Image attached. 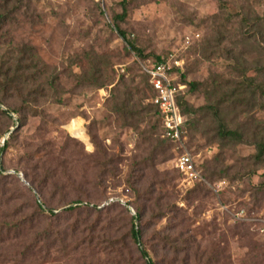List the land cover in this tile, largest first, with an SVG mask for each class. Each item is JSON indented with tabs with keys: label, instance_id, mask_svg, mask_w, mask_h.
Here are the masks:
<instances>
[{
	"label": "rangeland",
	"instance_id": "rangeland-1",
	"mask_svg": "<svg viewBox=\"0 0 264 264\" xmlns=\"http://www.w3.org/2000/svg\"><path fill=\"white\" fill-rule=\"evenodd\" d=\"M225 2L230 11L218 0H0V264H116L115 255L119 264H264L254 256L264 250V159L254 145L264 141V108L249 93L234 99L240 68L264 64V29L251 27L264 0ZM154 56L181 62L176 82L193 113L168 158L135 173L146 122L118 109L129 96L151 107L142 64ZM211 107L242 140L221 138ZM185 151L200 185L173 166ZM120 199L147 206L142 218L116 210ZM26 246L44 250L21 260Z\"/></svg>",
	"mask_w": 264,
	"mask_h": 264
},
{
	"label": "trees",
	"instance_id": "trees-1",
	"mask_svg": "<svg viewBox=\"0 0 264 264\" xmlns=\"http://www.w3.org/2000/svg\"><path fill=\"white\" fill-rule=\"evenodd\" d=\"M219 1V5L220 8L226 11H230L231 6L228 2H225V0H218ZM126 10L123 9L122 12L120 14H118L116 16L117 19H123L125 16ZM243 20L246 24L249 23L248 19L243 17ZM3 21V19L1 20L0 17V24ZM115 30L117 31L118 35L120 36L121 39H123L125 41V43L128 45V47L133 50L134 52H136L137 55L141 56V57H147V55L143 54L142 49L135 46V44L133 42H131L130 40L127 39L126 37V33L125 31H123L122 29H119L117 26H115L113 24ZM251 27L253 28V30L258 28V33L264 29V15L262 16H255L253 19H251ZM154 60H145L144 64L146 65H150L153 63H159V62H163L165 61L167 58L164 57H159V56H154ZM232 59V61H236V58L234 57H230ZM237 62V61H236ZM245 62V61H244ZM237 67L240 66V64H236ZM241 70H239V77H241V81L239 82L238 88L236 90L234 99L237 100L238 102H240L241 104L245 103V97L246 94L249 93L252 97L257 98L261 101V106L264 108V64H262V62H259L258 64H256L254 67L250 68V67H245L243 65V67L240 68ZM178 71V70H176ZM249 71H253L254 75H252L251 73H249ZM9 71H5L4 72V80H3V84L5 86H10L12 85V83L14 82L15 78L13 76L9 77ZM17 73V68H15L13 74ZM142 73L145 75L146 78V82L149 88V96L147 98V101L149 102V104L151 105V107L155 108L154 109V113L155 115H157V118L159 120V139L156 138V132H155V124H152L149 119L148 113H150L152 111V108H146L144 106L141 105L140 99L135 100V98L133 97H127L125 98L121 103H120V108L118 109L119 111H121L123 113V115L126 118H129L132 121L137 122V124L146 122V128L142 131V146H141V150L140 153L137 154L134 159L132 160V169L133 172H141L144 173L145 171H147L148 169H154L156 167V164L159 161H162L166 158H168L167 156V151H168V146L169 147H177L178 144H180L179 142L172 140L166 136H164V124H163V118L161 115V112L159 111L158 107L153 103L152 98L154 97V90L151 87V85L148 82V77L146 75V73L142 70ZM182 77V75L180 74V78ZM179 78V79H180ZM177 80H175L176 82ZM179 82V81H178ZM180 83V82H179ZM191 88L194 89L197 85L195 83H189ZM184 87L185 84L183 83ZM127 93V92H126ZM138 93V90L137 92ZM127 95V94H126ZM182 94L180 93V91L177 92L176 95V101L178 103L179 106V110L180 113L183 116V122H182V133L183 136H185V132H186V128H185V123H186V118H185V114H192L193 112L189 111L187 109V106L185 104V102L182 100ZM241 100V101H240ZM212 109V113L215 116V118L218 121V133L221 136V138H227V137H232V138H237V139H243V132L241 130H237V129H229L226 125L225 122L223 120V118L220 116V112L219 109H217L216 107H211ZM253 137H257L255 134L253 135ZM5 145H7V140L4 142V145L2 147V149L5 147ZM166 145V146H165ZM254 145L256 147V154L255 157L258 161H261L264 159V141L263 140H258V138L254 139ZM107 154L102 152L101 153V157L103 159V161H101L102 164H104V166H110L112 163V158L111 157H107ZM194 166H196L194 164ZM199 173V172H198ZM201 176V180H197L195 181L194 185H200L204 182V178L202 176L201 173H199ZM158 182H162L163 180H153L152 184L154 183H158ZM138 199H142L141 195H137ZM150 200L154 201V204L156 205V207L158 209L161 210L162 206L160 204V201H158L155 198H150ZM131 205V204H130ZM140 208H138L135 213H136V219L139 220L142 218L143 212H145V209L147 208V206L143 205V204H139ZM114 207H118L120 205H113ZM131 208L133 209L132 205ZM72 209V208H69ZM119 212H126L128 211V208L123 206L119 209H116ZM132 219H134V216H131ZM4 228H7V226H5V224L3 222H0V231H2ZM130 234L131 237L133 238V240L138 241L139 238V234L140 231L135 229L134 224L131 225L130 228ZM4 238H0V242H3ZM44 249L38 248L35 249L34 247L31 249V247L26 246L24 247V249H22L18 254L20 255L19 257L21 258V260H29V258L31 257H35V256H40L41 253H43ZM143 256H147V252L142 251L141 252ZM118 256V255H117ZM116 255L114 256V258L117 260L115 261L116 264H119L118 261V257ZM119 256H121V254H119ZM255 257H263L264 258V250L258 253H255L254 255ZM148 264H153L151 261H148Z\"/></svg>",
	"mask_w": 264,
	"mask_h": 264
},
{
	"label": "built area",
	"instance_id": "built-area-1",
	"mask_svg": "<svg viewBox=\"0 0 264 264\" xmlns=\"http://www.w3.org/2000/svg\"><path fill=\"white\" fill-rule=\"evenodd\" d=\"M93 1L102 5L105 2V0ZM179 67H181V62L174 57L150 65L142 64V70L146 73L148 82L154 90L152 101L158 107L163 118L164 136L182 143L184 140L181 129L183 116L180 113L176 95L184 85L175 82L176 70ZM173 166L188 186L202 179L194 166L192 155L187 151L179 154L174 159Z\"/></svg>",
	"mask_w": 264,
	"mask_h": 264
},
{
	"label": "water",
	"instance_id": "water-1",
	"mask_svg": "<svg viewBox=\"0 0 264 264\" xmlns=\"http://www.w3.org/2000/svg\"><path fill=\"white\" fill-rule=\"evenodd\" d=\"M14 129V128H13ZM11 129V130H13ZM123 205H125L127 208H129L130 212L132 213L133 216H136V213L133 211L130 205H127L126 202L122 199L119 200Z\"/></svg>",
	"mask_w": 264,
	"mask_h": 264
}]
</instances>
